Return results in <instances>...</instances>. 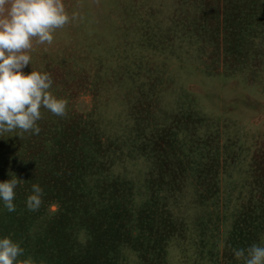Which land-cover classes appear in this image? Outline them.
<instances>
[{
    "label": "rangeland",
    "instance_id": "obj_1",
    "mask_svg": "<svg viewBox=\"0 0 264 264\" xmlns=\"http://www.w3.org/2000/svg\"><path fill=\"white\" fill-rule=\"evenodd\" d=\"M63 3L75 19L23 71L67 113L0 137L17 264H243L264 246V0Z\"/></svg>",
    "mask_w": 264,
    "mask_h": 264
},
{
    "label": "clouds",
    "instance_id": "obj_2",
    "mask_svg": "<svg viewBox=\"0 0 264 264\" xmlns=\"http://www.w3.org/2000/svg\"><path fill=\"white\" fill-rule=\"evenodd\" d=\"M74 19L63 0H0V137L4 133L39 135L41 109L59 117L66 115L68 101L52 94L50 74L33 69L25 74L23 69L31 65L29 53L34 43L51 45L54 33ZM18 184V178L0 181V203L8 212L15 211ZM42 196L43 189L33 184L26 200L29 211L40 208ZM52 211H56L55 205ZM23 255L19 243L0 236V264H17ZM234 256L243 264H264V246L254 244L247 250H236Z\"/></svg>",
    "mask_w": 264,
    "mask_h": 264
},
{
    "label": "trees",
    "instance_id": "obj_3",
    "mask_svg": "<svg viewBox=\"0 0 264 264\" xmlns=\"http://www.w3.org/2000/svg\"><path fill=\"white\" fill-rule=\"evenodd\" d=\"M264 215V214H263ZM257 217V216H256ZM263 218L262 217H260V219L258 220L259 222H257L258 224H262V222L264 221V219L262 220ZM260 220H262V221H260ZM256 222L254 221V224H255ZM257 223L255 224L256 226H257Z\"/></svg>",
    "mask_w": 264,
    "mask_h": 264
}]
</instances>
